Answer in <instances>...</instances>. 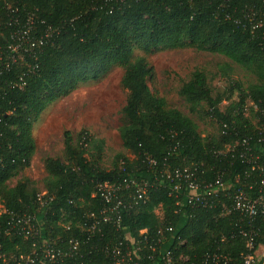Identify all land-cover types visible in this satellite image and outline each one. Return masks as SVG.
<instances>
[{"label": "trees", "instance_id": "16d2710c", "mask_svg": "<svg viewBox=\"0 0 264 264\" xmlns=\"http://www.w3.org/2000/svg\"><path fill=\"white\" fill-rule=\"evenodd\" d=\"M185 47L222 55L254 78L245 87L230 86L238 98L225 110L219 108L225 97L213 95L204 71L194 70L182 84L179 95L189 111L206 107L219 126L216 135L202 136L191 117L153 93L152 68L135 55ZM114 66L123 68L121 86L127 91L119 136L133 158L118 155L105 170L103 139L87 129L65 130L64 158L44 159L42 188L29 178L10 185L30 165L32 130L43 111ZM242 141H248L249 153ZM232 145L234 150L227 151ZM250 155L264 161V0H0V204L13 213L36 214L38 245L48 236L59 246L81 237L79 225L103 206L99 196H92L98 183L145 181L144 200L135 210L122 211L119 226L106 225L103 235L90 237L98 250L85 260L112 264L100 248L142 229L153 236L162 229L158 254L141 264H162L159 256L174 249L185 258L177 264H200L213 253L242 264L247 249L240 230L252 235L255 250L264 248V214L249 220L226 211L236 189L253 198L264 195V171L248 163ZM185 168L207 182L220 178L227 194L212 207L192 208L186 184L171 174ZM42 190L40 205L36 199ZM9 219L0 215V264H15L34 242L9 230ZM256 264H264V255Z\"/></svg>", "mask_w": 264, "mask_h": 264}, {"label": "rangeland", "instance_id": "374dc122", "mask_svg": "<svg viewBox=\"0 0 264 264\" xmlns=\"http://www.w3.org/2000/svg\"><path fill=\"white\" fill-rule=\"evenodd\" d=\"M135 55L144 56L152 68L148 79L151 91L163 97L169 107L177 108L191 117L197 123L202 136L216 135L219 126L211 115L206 114V107L192 113L179 95L180 87L189 79L191 73L196 69L205 72L213 95L225 97L219 105L221 110H225L230 101L238 98L237 91L232 93L229 90L234 82H239L244 87L254 82L252 75L224 56L194 47L159 49L150 54L136 51ZM227 71L231 74L224 77L223 74ZM122 74L123 68L114 66L99 79L79 85L68 95L61 96L50 104L33 126L35 152L29 167L9 184L14 185L18 179L29 178L36 181L41 189V181L45 175L44 159L64 158L65 130L76 134L81 129H87L94 137L103 139L104 149L100 165L105 170L112 169L118 155L132 159L133 155L123 147L119 136V128L123 124L122 108L127 97V91L121 86ZM156 212L161 214L158 209ZM257 253L262 257L263 247Z\"/></svg>", "mask_w": 264, "mask_h": 264}, {"label": "built area", "instance_id": "2783aa9c", "mask_svg": "<svg viewBox=\"0 0 264 264\" xmlns=\"http://www.w3.org/2000/svg\"><path fill=\"white\" fill-rule=\"evenodd\" d=\"M26 33L23 32L21 36ZM17 47L13 46V50ZM256 108V106H255ZM248 141H242L240 145L246 147L245 152H250ZM234 145L228 146L227 151H233ZM240 156L244 157L245 154ZM259 156L250 155L248 161L252 166L264 171V161L259 162ZM178 181H183L188 190V203L192 208H209L215 205L219 196H225L228 186L220 178L212 182L200 179L195 170L175 169L171 173ZM264 184V182H262ZM132 185V186H131ZM135 188L133 193L126 192L129 188ZM147 182L136 183L135 181L124 180L122 183H98L92 196H99L103 202L99 213L90 212V221L79 225L81 237H70L63 246L55 243V239L48 236L43 240V244H37V238L40 236L41 222H39L35 213H13L0 204V215L7 213L10 215L8 224L9 230L16 231L24 239H32L30 253L27 256H21L15 260V264H90L84 259L86 254H92L98 250L94 242H90V237L96 233L103 235V228L106 225L119 226L122 211L135 210L140 202L144 200L147 193ZM179 190L180 186L175 185ZM46 192L41 191L37 195V202L42 205L43 197ZM227 212H237L241 217L252 220L258 214H264V195L253 198L243 189H236L231 196V206L226 209ZM69 227H67L68 229ZM240 234L246 238V254L243 255L242 264H256L258 249L255 250L252 235L240 230ZM163 239L162 229L158 230L156 235L148 234L147 229L139 230L136 236L126 234L123 240L107 244L100 248L101 252L110 258L112 264H141L144 259H152L158 254L157 248ZM264 249V248H263ZM174 250H168L164 255L159 256L162 264H177L184 261L182 255H175ZM70 261H73L71 263ZM70 262V263H69ZM200 264H230L226 256L222 254H207Z\"/></svg>", "mask_w": 264, "mask_h": 264}]
</instances>
